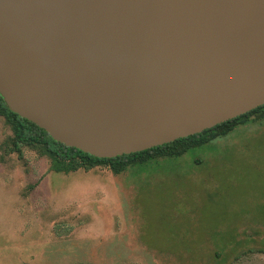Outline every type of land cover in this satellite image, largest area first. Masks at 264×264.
Returning <instances> with one entry per match:
<instances>
[{
    "label": "water",
    "instance_id": "obj_1",
    "mask_svg": "<svg viewBox=\"0 0 264 264\" xmlns=\"http://www.w3.org/2000/svg\"><path fill=\"white\" fill-rule=\"evenodd\" d=\"M0 95L97 157L264 104V0H0Z\"/></svg>",
    "mask_w": 264,
    "mask_h": 264
},
{
    "label": "rangeland",
    "instance_id": "obj_2",
    "mask_svg": "<svg viewBox=\"0 0 264 264\" xmlns=\"http://www.w3.org/2000/svg\"><path fill=\"white\" fill-rule=\"evenodd\" d=\"M0 264H264V118L181 157L64 174L5 154Z\"/></svg>",
    "mask_w": 264,
    "mask_h": 264
},
{
    "label": "trees",
    "instance_id": "obj_3",
    "mask_svg": "<svg viewBox=\"0 0 264 264\" xmlns=\"http://www.w3.org/2000/svg\"><path fill=\"white\" fill-rule=\"evenodd\" d=\"M0 117L11 130V135L7 136L2 143V150L5 154L15 152L19 158H22L23 150L30 148L47 156L51 160V170L54 172L68 174L79 169L88 171L103 166L117 175L130 167H136L157 158L181 157L192 148L200 147L215 138L229 134L237 125L244 124L252 118H264V104L201 132L114 157H97L54 140L44 129L11 111L1 95Z\"/></svg>",
    "mask_w": 264,
    "mask_h": 264
}]
</instances>
